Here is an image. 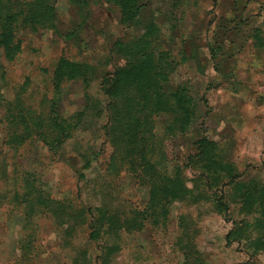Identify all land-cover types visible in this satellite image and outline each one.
<instances>
[{
	"label": "rangeland",
	"instance_id": "1",
	"mask_svg": "<svg viewBox=\"0 0 264 264\" xmlns=\"http://www.w3.org/2000/svg\"><path fill=\"white\" fill-rule=\"evenodd\" d=\"M24 1L0 0V35ZM52 2V27L18 28L15 59L0 45V264H73L77 257V264H101L102 241L87 225L69 226L67 212L51 210L49 200L127 214L146 206L148 187L113 161L104 81L126 63L117 41L139 39L147 25L169 54L165 90L186 92L194 103L184 133L175 115L155 117L158 167L192 186L202 171L197 141L207 136L240 180L264 182V0H140L139 21L129 27L113 0ZM62 57L86 66L88 84L56 82ZM78 111L83 122L61 145L50 149L39 138L37 117ZM239 205L218 212L212 201L177 199L159 223L121 231L122 248L107 264H245L246 239L228 238L247 216ZM253 258L264 264V249Z\"/></svg>",
	"mask_w": 264,
	"mask_h": 264
},
{
	"label": "trees",
	"instance_id": "2",
	"mask_svg": "<svg viewBox=\"0 0 264 264\" xmlns=\"http://www.w3.org/2000/svg\"><path fill=\"white\" fill-rule=\"evenodd\" d=\"M113 3L120 7L123 25L129 27L138 23L143 7L140 0H113ZM22 4L5 17L6 24L0 35V45L10 60L22 50V40L17 33L20 26L39 31L52 27L56 16L52 0H28ZM155 34L156 26L152 24L147 25L146 31L135 41L118 40L115 48L125 57L126 63L104 81L111 113L107 136L117 150L113 161L119 162L120 167L131 173L137 182L148 187L146 206L127 214L102 207L77 208L58 200H49L47 204L51 210H65L69 226L87 225L91 228L90 237L102 241L101 264H107L111 254L122 248L121 231L141 230L147 221L159 223L162 217L168 215L169 205L177 199L212 201L218 212H223L224 208L229 211L232 205L240 204L239 210L247 216L235 222L236 227L229 232L228 238L239 242L246 239L248 250L252 252H249V260L245 264H260L253 256L264 249V182L240 180L234 165L219 157L218 143L207 136L197 141L196 155L202 163V171L192 186L179 173L171 176L158 167L159 161L155 158V117L160 114L175 115L177 128L184 133L194 115V103L186 92L168 93L165 90L169 80V54L158 49ZM80 77L88 84L86 66L62 57L54 73L56 82ZM84 117L85 111H78L69 117L53 114L47 120L37 117V134L50 149H54L72 137ZM44 122L47 128L42 126ZM200 185L204 188L199 189ZM248 216L252 218L248 219ZM77 261L78 257L73 264ZM185 264L191 263L187 259ZM196 264H201V260L196 259Z\"/></svg>",
	"mask_w": 264,
	"mask_h": 264
}]
</instances>
